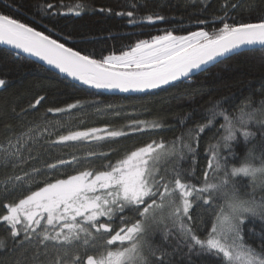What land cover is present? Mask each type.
I'll use <instances>...</instances> for the list:
<instances>
[{
	"label": "snow or ice",
	"instance_id": "6c2138e0",
	"mask_svg": "<svg viewBox=\"0 0 264 264\" xmlns=\"http://www.w3.org/2000/svg\"><path fill=\"white\" fill-rule=\"evenodd\" d=\"M212 3L184 0V7L201 5L189 26L205 27L180 34L158 27L170 19L161 0L143 12L146 0H123L119 10L43 0L31 23L13 14L16 0H4L0 92L28 75L36 84L14 94L17 102L26 98L10 107L16 123L0 125V264H264V80L254 92L219 96L189 83L245 52L264 59V0H222L215 11ZM87 12L120 17L136 39L118 53H97L88 50L90 34L57 27ZM149 26L157 32L144 37ZM49 77L95 90L90 96L183 88L179 99L200 97L201 106L173 113L175 123L167 115L147 120L122 104L54 97L43 83ZM93 109L118 119L68 126ZM140 135L149 139L126 146ZM206 136L201 181L197 157ZM239 144L246 154L232 166ZM245 178L259 199L239 194ZM250 219L261 221L258 231Z\"/></svg>",
	"mask_w": 264,
	"mask_h": 264
},
{
	"label": "trees",
	"instance_id": "16d2710c",
	"mask_svg": "<svg viewBox=\"0 0 264 264\" xmlns=\"http://www.w3.org/2000/svg\"><path fill=\"white\" fill-rule=\"evenodd\" d=\"M43 0H16L17 6L19 7L18 12L13 14L21 20L28 19L31 23V18L35 17L37 20L40 18V13L37 10L38 5ZM55 2V0H53ZM65 2H72V0H65ZM95 7H99L101 4H110L115 10H119L123 0H90ZM163 7L159 10L165 15H168L170 19L167 22L160 23L159 28H173L176 27L180 34H186L189 30H197L198 27L192 24L189 26V17L192 13L196 12L197 8L201 5H189L184 7V0H161ZM222 0H213L211 10L215 11ZM259 0H257V3ZM147 8H142L141 11L152 10L157 7V0H146ZM260 7H264L261 5ZM0 10L4 9V0H0ZM183 16V19L180 17ZM175 17V19H172ZM50 25L52 21H47ZM183 24V28L179 26ZM39 28V25H34ZM57 27L66 30L76 32L83 30L85 33L90 34L95 39L88 41L89 51H95L97 53L104 52L107 54L110 50H115L117 53L122 47L133 42L136 39L135 35H130L134 31L131 26L127 25L120 17H103L101 15L87 12L82 18L76 19L74 22L65 25L64 20L61 19L57 24ZM157 27L149 26L143 31V36L147 37L149 34H155ZM3 47H0L2 50ZM15 79V77H14ZM264 80V59H262L259 52L250 53L245 52L243 55H237L231 59L225 60L223 63H219L216 66H211L207 72H201L197 74L194 81L189 82L191 87L196 88L204 86L206 90H211L215 95H240L241 93L247 94L250 91L254 92L260 85L261 81ZM45 86L48 88L49 94L60 99L70 98H91L101 101L103 103H114L122 104L125 106V110L130 115L139 116V118L151 120L159 116H168V123H175L172 119V114L180 110H190L193 104L201 106V98L197 97L195 102L188 100H181L179 97L182 95L183 88L173 89L170 91L156 90L155 94H113V93H97L95 96H90V93L95 92L93 89H87L83 86H77L75 89L68 88L67 85L74 83L70 79L64 80L63 78L49 77V80L43 81ZM36 84V80L31 76H25L23 80L15 79L14 87L8 91L0 92V115L4 116V120L0 121V125L5 122L15 124L16 121L10 114V107L13 103L23 104L26 103V98L20 101L15 100L14 94L21 92L25 89H33ZM67 93V95H62ZM204 99H207L205 97ZM113 118L110 115L96 113L95 110L78 113L72 117L68 122L73 123V127L76 122H86L87 127L97 126L102 127L107 123H111ZM119 126V125H117ZM19 130V129H17ZM0 131H3L0 127ZM171 131L169 130L165 136V139L171 138ZM159 138V137H157ZM149 139V136L140 135L134 136L129 139L126 146H132L133 144H143ZM208 137L206 136L200 144L198 151L200 155L197 157V175L200 180H203L202 172L207 168L208 156ZM214 143L215 141H211ZM71 151V150H69ZM236 156L232 157V166H240L243 162L242 158L246 154V148L244 144H239L235 148ZM239 194L241 196L255 195L257 199L260 198L261 193L259 189L253 192L250 182L245 178V183L240 187ZM249 226L255 227L258 231L260 228L261 221L259 219L249 220ZM15 254L9 259L14 258Z\"/></svg>",
	"mask_w": 264,
	"mask_h": 264
},
{
	"label": "rangeland",
	"instance_id": "374dc122",
	"mask_svg": "<svg viewBox=\"0 0 264 264\" xmlns=\"http://www.w3.org/2000/svg\"><path fill=\"white\" fill-rule=\"evenodd\" d=\"M86 122H80V123L76 122L74 127H73V123L72 122H68V126L73 128V129L84 128V127H87V123Z\"/></svg>",
	"mask_w": 264,
	"mask_h": 264
},
{
	"label": "water",
	"instance_id": "95a60500",
	"mask_svg": "<svg viewBox=\"0 0 264 264\" xmlns=\"http://www.w3.org/2000/svg\"><path fill=\"white\" fill-rule=\"evenodd\" d=\"M0 47H3V46H0ZM211 67V66H210ZM209 67V68H210ZM103 93H113V94H124V93H119V92H103ZM137 94H142V93H129L127 95H137Z\"/></svg>",
	"mask_w": 264,
	"mask_h": 264
}]
</instances>
